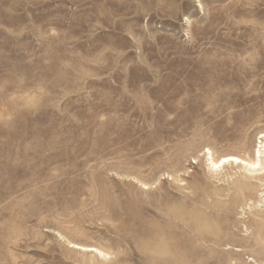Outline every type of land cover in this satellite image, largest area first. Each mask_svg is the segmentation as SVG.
Returning <instances> with one entry per match:
<instances>
[{"label": "rangeland", "instance_id": "374dc122", "mask_svg": "<svg viewBox=\"0 0 264 264\" xmlns=\"http://www.w3.org/2000/svg\"><path fill=\"white\" fill-rule=\"evenodd\" d=\"M262 133L264 0H0V264H264Z\"/></svg>", "mask_w": 264, "mask_h": 264}, {"label": "bare ground", "instance_id": "6f19581e", "mask_svg": "<svg viewBox=\"0 0 264 264\" xmlns=\"http://www.w3.org/2000/svg\"><path fill=\"white\" fill-rule=\"evenodd\" d=\"M261 137H264V133H262ZM259 142H260L259 143V148L256 149V158L254 160H245V159L240 158V157L235 156V155H229V156L221 157L219 160L215 161L213 159V157H211V165L213 167H219V166L223 165V163H225V162L235 161L237 163H240V164H243V165L249 167V169H251V170H260V169H263L264 168V164H263L262 158H261V156H262L263 141L262 140H259ZM210 155H212V154H210ZM155 230H157V229H155ZM89 250H98V249L95 248V247H90Z\"/></svg>", "mask_w": 264, "mask_h": 264}]
</instances>
